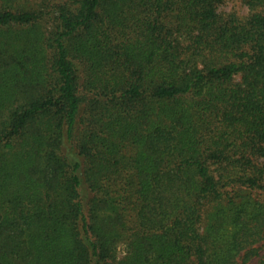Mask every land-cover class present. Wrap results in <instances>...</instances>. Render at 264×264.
Here are the masks:
<instances>
[{
  "label": "trees",
  "instance_id": "16d2710c",
  "mask_svg": "<svg viewBox=\"0 0 264 264\" xmlns=\"http://www.w3.org/2000/svg\"><path fill=\"white\" fill-rule=\"evenodd\" d=\"M222 1L0 0V264H264V0Z\"/></svg>",
  "mask_w": 264,
  "mask_h": 264
},
{
  "label": "rangeland",
  "instance_id": "374dc122",
  "mask_svg": "<svg viewBox=\"0 0 264 264\" xmlns=\"http://www.w3.org/2000/svg\"><path fill=\"white\" fill-rule=\"evenodd\" d=\"M219 12L223 14L235 13L239 16H247L250 12L244 0H223L219 5ZM115 254L117 262L123 261L129 255V244L126 240H121L117 243ZM249 264H259L258 260H253Z\"/></svg>",
  "mask_w": 264,
  "mask_h": 264
}]
</instances>
